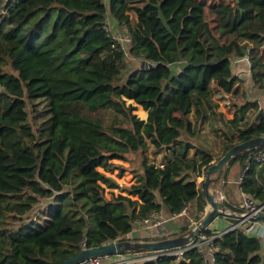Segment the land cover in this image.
<instances>
[{
    "label": "trees",
    "instance_id": "obj_1",
    "mask_svg": "<svg viewBox=\"0 0 264 264\" xmlns=\"http://www.w3.org/2000/svg\"><path fill=\"white\" fill-rule=\"evenodd\" d=\"M105 1L0 0V264H59L79 252L83 240L88 247L138 240L136 220L151 212L171 215L195 204L199 219L205 197L197 178L238 142L264 135V109L250 96L264 84L253 69L240 76L237 63L246 59V40H264L263 31L251 28L264 26V0L244 6ZM108 14L127 27L138 66H128L126 52L106 30ZM142 58L153 66L142 67ZM213 76L231 82L219 84L223 93L216 78L212 83L221 101L238 90L237 78L246 82L244 102L230 101L234 118L212 97ZM35 97L46 106L31 116L28 101ZM128 99L145 110L143 117ZM102 112L111 114L109 121L92 116ZM206 123L222 135V154V147L199 144ZM149 148L163 154V166L149 159ZM258 150L235 159L248 166L240 190L260 205ZM114 159L130 162L135 182L122 187L126 194L107 198L106 187L120 185L105 171L126 170ZM186 216L181 225L169 221L165 236L187 230ZM145 232L147 240L156 239ZM214 242L213 264H264V238L257 232L236 227ZM207 258L197 247L178 260L164 255L121 264H207Z\"/></svg>",
    "mask_w": 264,
    "mask_h": 264
},
{
    "label": "built area",
    "instance_id": "obj_2",
    "mask_svg": "<svg viewBox=\"0 0 264 264\" xmlns=\"http://www.w3.org/2000/svg\"><path fill=\"white\" fill-rule=\"evenodd\" d=\"M127 30V27L124 26ZM106 30L111 34L112 38L115 41H118L121 44V48L126 52L124 44L121 43L119 37L115 35L114 33L112 34L109 31V27L106 26ZM127 40L129 43V46L131 43V38L130 34L127 31L126 36L124 38ZM127 48V47H126ZM255 160L260 163L264 164V146L259 148L257 154L255 155ZM161 166H163V163H160ZM247 165V164H246ZM248 166H245L243 171L241 172L239 176V183L242 182L246 169ZM197 181L198 187H200V179ZM199 182V183H198ZM240 201H239V207L241 209V212H237V217L235 218L237 221L232 223L228 228L224 230H218V231H211L210 234L205 233V232H200L194 239H191L188 243L181 245L179 247H174V248H169V249H163L159 251H147L146 255L141 254L137 255L136 253H133L131 251H128L123 254H118L119 257L115 260L105 262L103 259V256H91L88 258H85L81 262L77 264H121L125 262H131V261H140L143 259H148V258H156L164 255H173L175 256L176 260L182 258L185 254V252L189 249L192 248H197L199 247L201 251H204L207 255V263L213 264L215 262V254L218 250L214 239L221 235L222 233H225L231 229H234L236 227H244L246 231L248 232H257L261 237L264 238V219H258L257 218V213L260 211H264V203L258 205L256 204L249 196L247 193L244 191L240 190ZM218 198L219 199H224L223 195L218 193ZM193 212L194 215L190 219L187 220L188 222V228H194L198 219H195V216L197 214V208L195 204H191L190 206H185L181 211L171 214L170 216H167L164 214V212L157 211V212H151L150 214L142 217L139 220H136V225L142 226L144 229L150 230V233L153 235V237H156V239H162L166 238L165 236V229H166V224L171 221V220H178L179 217L187 215L189 212ZM204 215V214H203ZM168 237V236H167ZM119 239H116L114 241H117ZM112 241V242H114ZM81 249L87 248L86 241L83 240L80 243Z\"/></svg>",
    "mask_w": 264,
    "mask_h": 264
},
{
    "label": "water",
    "instance_id": "obj_3",
    "mask_svg": "<svg viewBox=\"0 0 264 264\" xmlns=\"http://www.w3.org/2000/svg\"><path fill=\"white\" fill-rule=\"evenodd\" d=\"M141 66L145 68L152 67L153 64L146 60L140 59ZM129 103L134 100L128 99ZM128 103V104H129ZM137 105V104H136ZM142 118V119H146ZM264 146V135L256 136L244 141H240L230 149H228L218 160L214 161L207 170L200 181L201 193L210 205V209L205 211V214L198 219L194 228L178 233L175 236L166 237L157 240H117L114 242L104 243L99 246L87 247L81 249L79 252L68 257L59 264H77L85 258L91 256H106L113 254H123L132 250H146V251H159L179 247L194 239L200 232L207 228L212 221L219 216L237 217V213L229 212L226 210L224 199L218 198L219 181L222 179L226 167L229 162L239 153L253 148H261ZM258 219H264V211L257 213ZM209 264V263H207Z\"/></svg>",
    "mask_w": 264,
    "mask_h": 264
},
{
    "label": "crops",
    "instance_id": "obj_4",
    "mask_svg": "<svg viewBox=\"0 0 264 264\" xmlns=\"http://www.w3.org/2000/svg\"><path fill=\"white\" fill-rule=\"evenodd\" d=\"M198 1L205 2L207 4H223V3H226V2H231L232 4L233 3H240L243 6L247 4L246 0H198ZM108 2H109V0H106V3H108ZM131 17H133L135 19V18H137V15L132 13ZM251 28L254 29V30H261V31L264 32V26L261 25V24L251 25ZM245 46H246L245 49H246V52H247L246 59H244V61L243 60H239L237 62L238 63L239 75L242 76L243 78H246V77H248V72L251 69H253V70L256 71L257 82L260 83V84H264V80L262 81V80L259 79V75L261 73V69L264 70V40L258 41V40H255V39H249V40H246ZM258 58H259V62L257 61ZM245 60H246V62H245ZM259 63H261V64H259ZM215 78L217 79L216 76L212 77L211 84L214 82ZM236 80H239V88L234 93H230V94L227 95V105L222 104L221 100L217 96H215L213 94L214 85H210L212 97L216 101L219 102V104L222 106L224 111H225L226 108H229L230 110H232V114L228 115V116H230L228 118H234L236 113H237L235 106H231V105L228 104L229 100L233 99V100H235V101H237L239 103L244 102V97H243V88H244L243 86L244 85L241 84L243 80H240L238 78ZM221 82H225V81H219L218 80L216 83H218V85H217L218 87H221L223 89V90L220 91V93L221 92L223 93L224 92L223 85H219ZM225 83L226 84H230L231 82H225ZM228 90H229V88H228ZM252 92H253V94H252ZM252 92H251V94L249 93L251 98L252 99H257L259 101L260 107L264 109V89L260 90V89H255L254 88L252 90ZM206 124L204 125V129H203L202 133H204V135L207 138V136L211 137L212 132H210L209 127ZM198 142H199V144L202 147H204L206 149L211 150V149L214 148V151H219V148L211 146V144H210L211 142H209L208 140L207 141L199 140ZM156 154H162V153L159 152V153H156ZM162 162H163V158H162V160L160 159V163H162ZM160 163H158V164H160ZM246 164L247 163H244V164L242 163L240 165L241 169H243L246 166ZM241 169L239 170V167L236 164H231L229 162V165L226 167L222 179L219 181L220 190H219L218 193L223 195L224 201H227L228 206H226V210L229 211V212L237 213L239 210L236 211L233 208L234 207H236V208L238 207V209L240 208L239 207V201H240V193L241 192H240V185H239V176H240V174L242 172ZM203 175H204V173L197 178V181H199L198 179H200V181H201ZM193 212H191L190 216L187 214V216H188V217L186 216L187 219H190L192 217V215H194ZM164 214L167 215V216H170V215H168V212H164ZM184 216L179 217V219L177 220V222L180 225L183 224L182 217H184ZM229 217L230 216L226 217L225 219H227ZM231 218H233V217H231ZM231 224H228V222H227V225L222 226V224L218 221L217 222V226L216 225L211 226V224H210L209 227L211 229H214L213 231H215V229L224 230V229L228 228Z\"/></svg>",
    "mask_w": 264,
    "mask_h": 264
},
{
    "label": "rangeland",
    "instance_id": "obj_5",
    "mask_svg": "<svg viewBox=\"0 0 264 264\" xmlns=\"http://www.w3.org/2000/svg\"><path fill=\"white\" fill-rule=\"evenodd\" d=\"M105 5L107 6L106 1H105ZM107 23H108L107 25L109 27V31L112 34L114 33L115 35H117L119 37L121 43L124 44V46H125V49H126V57H127L126 61L128 63V66H130V67L131 66L132 67L138 66V64H139L138 60L135 59V58H133L129 54V50L127 51L129 43L127 42V40L124 39L125 36H126V33H127L126 28L124 26H122V25H118L117 20L112 15H110V14H108V16H107ZM245 83H246L245 81H242L241 84L244 85L243 87H246V84ZM230 101L231 100H229V102H228L229 105H231ZM221 102H222V104L227 105V95L226 94H225V97L222 99ZM34 103L36 104V106L34 105ZM45 103H46V101L41 100V97H35V98H33V100H30L29 99V101H28V107H29V110L31 112V116H34L35 115V113H36V110L35 109L36 108H40L41 109L43 106H46ZM127 103H129V100H127ZM131 104H133V105L136 106V109L134 110V112L135 113L137 112L141 117H143L144 115L141 114V112L143 113V111H145V110H143L142 107H137L136 103H134V102L131 103ZM221 109H223L222 106H221ZM222 111H223V113L225 114V116L227 118L230 117L228 115H231L232 114V110H230L229 108H226L225 111L223 109ZM92 116H103L106 121H109V119L111 117V114L109 112H102V113L92 114ZM206 125H208L210 132H212V135H211V137H208L207 136V138H206L205 135H203L204 136V141H207L208 140L209 142H211L210 144L213 147H216V148L222 147V149H220V151L217 153V154H222V152H223V143L221 141L222 135L219 133V130L214 129V128H217L218 127V124L216 122H214V128L211 127V124L210 123H207ZM148 155H149V159L151 161H153V162L155 161V163H157V164L160 163V159L162 160V158H163V155L162 154H156V153H154L152 151V148H149ZM113 161H115V163L123 164L126 167V170L123 172V174H119L118 173V169H115L113 172H110V171H105L103 167H99V170L100 171H105L107 175L111 176L120 185L119 188L106 187L105 195H106L107 198H111L112 193L118 194V193L122 192V193L126 194L127 192L126 191H123L122 190L123 189L122 187L131 185L132 183L135 182V176L131 172V165H130V162L129 161H127V160L125 161V160H122V159H114ZM230 163L231 164H236L239 167V170L241 169V167H240V165H241L240 159H235V157H234L230 161ZM133 164L136 165V166H138V162H136V161ZM200 189H201V187H200ZM132 197L133 198H136V196H132ZM47 202L48 201H43V205L44 204H47ZM225 206H228L227 201H225ZM204 209H205V211H207V210L210 209V205H209V203L207 202L206 199H205ZM233 209L236 210V211L239 210L238 207L237 208L234 207ZM239 212H241V210H239L238 213ZM204 214H205V212H204ZM228 219H225L223 216H219L214 221H212L211 226H213V225H216L217 226V222L218 221L222 224V226L227 225V222H230V223L233 222V219H230V218H228ZM136 229L137 230L134 231V233H136V234H132V235L133 236L134 235H138L137 236L139 238L138 240L147 241L148 236H147V234L145 232V229L142 226H140V225H137L136 226ZM139 251L141 252V254L143 253L144 255H146L145 253H147L146 250H139Z\"/></svg>",
    "mask_w": 264,
    "mask_h": 264
}]
</instances>
